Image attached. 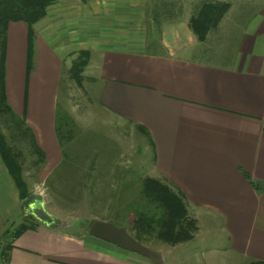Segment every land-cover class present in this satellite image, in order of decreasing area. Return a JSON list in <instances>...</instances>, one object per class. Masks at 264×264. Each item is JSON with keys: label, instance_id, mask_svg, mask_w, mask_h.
Masks as SVG:
<instances>
[{"label": "crops", "instance_id": "crops-1", "mask_svg": "<svg viewBox=\"0 0 264 264\" xmlns=\"http://www.w3.org/2000/svg\"><path fill=\"white\" fill-rule=\"evenodd\" d=\"M228 4L199 41L188 13L158 21L153 0H61L34 24L31 50L27 25L8 24L5 96L51 172L63 160L55 120L64 61L88 51L99 106L150 140L152 178L178 191L196 222L190 242L213 225L244 264L264 263V190L247 179L264 186V1L240 31L222 26ZM21 202L0 156V264H154L64 227L32 222L17 238L2 235L27 224Z\"/></svg>", "mask_w": 264, "mask_h": 264}, {"label": "rangeland", "instance_id": "rangeland-1", "mask_svg": "<svg viewBox=\"0 0 264 264\" xmlns=\"http://www.w3.org/2000/svg\"><path fill=\"white\" fill-rule=\"evenodd\" d=\"M212 1L153 0V9L162 15L157 20L165 21L178 18L183 12L191 17L203 2ZM220 1L233 4V11L226 15L222 26L240 31L256 19L264 0H248L243 7L241 5L245 0ZM69 2L65 5L69 6ZM235 35L232 33L228 41L231 42ZM70 62L71 57L66 56L58 108L62 121L65 116L71 120L68 123L71 139L68 141L65 130L61 131L58 140L63 149V160L56 169L50 172L43 168L44 165L33 164L37 155L24 126L16 128V141L10 140L4 124H1L2 129L9 143L22 152L19 161L27 192L42 194L46 210L70 222L67 228L64 227L65 230L88 235L90 224L99 219L124 226L131 233L137 209L157 212L144 203L140 195L142 179L155 176L154 148L145 135L99 106L97 84L91 80L95 76L93 65L84 68L79 86L68 77ZM204 230L207 232L192 242L171 245L158 240L155 233H145L144 242L156 249H166L163 264H244L227 250L226 237H215L213 225H206ZM167 249H172V253L169 254Z\"/></svg>", "mask_w": 264, "mask_h": 264}, {"label": "trees", "instance_id": "trees-1", "mask_svg": "<svg viewBox=\"0 0 264 264\" xmlns=\"http://www.w3.org/2000/svg\"><path fill=\"white\" fill-rule=\"evenodd\" d=\"M59 1L61 0H0V156L19 188L22 200L29 195L21 175L19 158L22 152L9 143L1 124H4L9 131L11 141H16L18 137L16 128L19 129L24 126L28 130L30 145L37 155V159L33 162L34 165H44L45 157L36 145L34 136L24 120L13 112L6 100L4 88L6 33L9 23L24 22L28 27V49L31 50L34 39V24L46 15L48 7ZM228 9L229 4L225 2H203L198 7L197 12L188 19V26L197 39L203 41L208 31L219 23ZM88 62L89 52L81 51L67 70L69 79L74 80L79 86H81L82 73ZM69 122L71 120L68 116H65L62 121L59 108H57L55 130L58 138L61 136V131L65 130L67 140L71 139L70 129L68 128ZM247 179L256 190H264V186L259 182L252 181L249 177ZM140 195L144 203L152 206L157 212L149 213L142 208L136 210L130 233L135 239L145 244V233L146 235L155 233L158 240L171 245L193 239L194 233L197 231L196 222L188 216L186 203L182 195L172 188L169 183L152 177H145L141 181ZM26 220L27 224H21L16 228H7L2 235L9 234L14 239L28 228L33 227L34 223L32 222L39 223L31 216L27 217ZM249 264L264 263L251 261Z\"/></svg>", "mask_w": 264, "mask_h": 264}, {"label": "water", "instance_id": "water-1", "mask_svg": "<svg viewBox=\"0 0 264 264\" xmlns=\"http://www.w3.org/2000/svg\"><path fill=\"white\" fill-rule=\"evenodd\" d=\"M21 210L23 216H31L49 229H58L70 225V222L57 218L46 210L44 198L40 193H32L26 196L21 202ZM87 233L89 236L111 243L124 250L137 253L154 264H162L164 262L161 250L141 243L124 226L96 219L90 224Z\"/></svg>", "mask_w": 264, "mask_h": 264}]
</instances>
